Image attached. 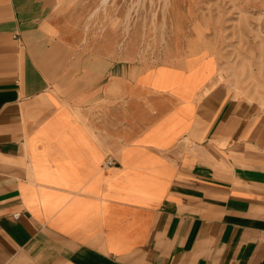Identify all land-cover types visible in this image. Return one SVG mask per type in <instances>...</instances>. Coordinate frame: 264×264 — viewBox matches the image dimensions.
<instances>
[{
  "label": "crops",
  "instance_id": "0c3cea01",
  "mask_svg": "<svg viewBox=\"0 0 264 264\" xmlns=\"http://www.w3.org/2000/svg\"><path fill=\"white\" fill-rule=\"evenodd\" d=\"M55 5L0 0V264H264V106L212 56L79 47Z\"/></svg>",
  "mask_w": 264,
  "mask_h": 264
},
{
  "label": "rangeland",
  "instance_id": "374dc122",
  "mask_svg": "<svg viewBox=\"0 0 264 264\" xmlns=\"http://www.w3.org/2000/svg\"><path fill=\"white\" fill-rule=\"evenodd\" d=\"M59 35L140 67L218 61L213 82L264 106V0H56Z\"/></svg>",
  "mask_w": 264,
  "mask_h": 264
},
{
  "label": "built area",
  "instance_id": "2783aa9c",
  "mask_svg": "<svg viewBox=\"0 0 264 264\" xmlns=\"http://www.w3.org/2000/svg\"><path fill=\"white\" fill-rule=\"evenodd\" d=\"M111 163H112V161H111L110 159H108V160H107V164H111ZM15 216H16V217H19V213H17Z\"/></svg>",
  "mask_w": 264,
  "mask_h": 264
}]
</instances>
